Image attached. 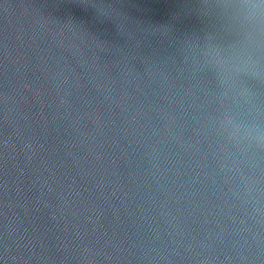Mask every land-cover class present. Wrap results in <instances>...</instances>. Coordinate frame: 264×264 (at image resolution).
Segmentation results:
<instances>
[{
    "label": "water",
    "instance_id": "water-1",
    "mask_svg": "<svg viewBox=\"0 0 264 264\" xmlns=\"http://www.w3.org/2000/svg\"><path fill=\"white\" fill-rule=\"evenodd\" d=\"M227 39L217 0H0V264H264L196 54Z\"/></svg>",
    "mask_w": 264,
    "mask_h": 264
},
{
    "label": "clouds",
    "instance_id": "clouds-1",
    "mask_svg": "<svg viewBox=\"0 0 264 264\" xmlns=\"http://www.w3.org/2000/svg\"><path fill=\"white\" fill-rule=\"evenodd\" d=\"M228 39L200 47L220 106L211 127L231 151L221 168L233 194L264 213V0H217Z\"/></svg>",
    "mask_w": 264,
    "mask_h": 264
}]
</instances>
